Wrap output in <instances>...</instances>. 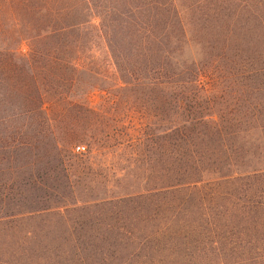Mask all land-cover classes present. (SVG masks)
<instances>
[{"label":"rangeland","instance_id":"1","mask_svg":"<svg viewBox=\"0 0 264 264\" xmlns=\"http://www.w3.org/2000/svg\"><path fill=\"white\" fill-rule=\"evenodd\" d=\"M0 264H264V0H0Z\"/></svg>","mask_w":264,"mask_h":264},{"label":"trees","instance_id":"2","mask_svg":"<svg viewBox=\"0 0 264 264\" xmlns=\"http://www.w3.org/2000/svg\"><path fill=\"white\" fill-rule=\"evenodd\" d=\"M68 25H71V24L61 25V26H59V27H57V28L50 27V29H48V28L46 27V28L43 29V30L48 29V30H46V31H47V34H52V35H54V34H53L54 32H56L57 30L63 29V28H65V26H68ZM48 26H49V25H48Z\"/></svg>","mask_w":264,"mask_h":264},{"label":"built area","instance_id":"3","mask_svg":"<svg viewBox=\"0 0 264 264\" xmlns=\"http://www.w3.org/2000/svg\"><path fill=\"white\" fill-rule=\"evenodd\" d=\"M75 149L81 151L83 150V145H75Z\"/></svg>","mask_w":264,"mask_h":264}]
</instances>
